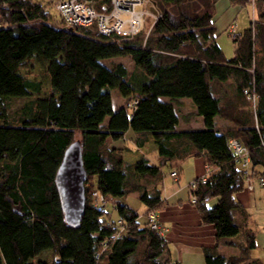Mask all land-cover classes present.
Here are the masks:
<instances>
[{"label": "trees", "instance_id": "obj_1", "mask_svg": "<svg viewBox=\"0 0 264 264\" xmlns=\"http://www.w3.org/2000/svg\"><path fill=\"white\" fill-rule=\"evenodd\" d=\"M232 1L251 3L256 19L233 34L235 56L228 60L216 41V0H152L159 17L137 40L103 35L95 27H57L41 2L0 0V264H168L162 258L168 243L146 219L141 225L135 209L110 197L118 217L109 221L108 197L105 207H96L87 184L96 182L103 192V181L112 192L137 193L148 209H159L162 166L175 157L173 137L188 140L212 168L193 191L201 223L215 228L216 244L204 248L205 263L264 264L252 259L257 237L237 199L246 176L229 146L233 138L242 141L250 150V176L264 178V0ZM33 57L48 62L46 95L41 81L22 74ZM118 57H130L134 71L122 62L105 63ZM228 80L234 91L218 93L213 82ZM114 89L125 99L120 107ZM245 90L256 94L255 103ZM161 97L192 99L204 128L178 131L174 104ZM17 98L21 103L13 108ZM217 116L231 125L221 130ZM129 129L140 146L154 137L160 165L145 157L127 163L110 148L111 135ZM78 139L87 199L74 227L65 220L55 178L66 149ZM145 179L147 184L139 182ZM119 220L125 230L116 237ZM220 243L238 247L239 254H220ZM46 251L53 253L50 261H34Z\"/></svg>", "mask_w": 264, "mask_h": 264}, {"label": "crops", "instance_id": "obj_2", "mask_svg": "<svg viewBox=\"0 0 264 264\" xmlns=\"http://www.w3.org/2000/svg\"><path fill=\"white\" fill-rule=\"evenodd\" d=\"M225 12L226 11H222L221 8H218V4L215 5L214 24L216 32L228 31L232 27V31L234 29V24L231 22L232 15ZM253 12L254 19H256L254 6ZM214 83L217 92L222 95L234 91L232 90L234 86L232 80L225 82L214 81L213 84ZM112 96L113 101H116L115 99L117 98L118 105H115L114 102L115 107H120L124 104L125 99L121 95H114L112 93ZM161 99L174 104L176 113L179 116L178 131L204 128V118L198 114L197 107L192 99L180 98L179 100L173 101L168 97H161ZM215 122L216 126L221 130L231 125L229 120L219 116L215 118ZM170 144L175 149V157L171 160H167L162 166L164 178L158 185V188L161 189L163 202L157 211L160 216L161 224L166 228L164 238L168 243V249L164 252L162 258L169 259V262L179 260L181 264H206L204 259V248L215 246V228L212 225L201 223L200 213L197 206L191 202V193L188 188V183L190 181L205 174L207 167L206 160L203 153L202 155L193 153L195 152L194 146L188 140L173 137L170 140ZM110 148L119 151L124 160L130 164L145 157L150 160L153 165L157 166L160 165L162 159L158 153L155 139L151 134L149 135L148 142L144 146H140L138 134L131 129L124 134H112L110 137ZM173 171H176L178 174L177 180L172 176ZM98 176L101 178L100 175ZM256 181L258 186L264 188L260 185L259 180L255 178V182ZM255 182L254 190H250L247 187L248 184H246L244 190L237 194V199L249 213L251 209L256 207L257 202L255 196L257 185ZM107 188L111 191L113 196L118 199L122 198L130 207L139 213V211L128 202V196L114 193L109 187ZM132 194L139 199L137 193ZM211 200H213V198ZM143 206L145 209L143 212L144 216L149 209L146 205L143 204ZM251 218L252 216L250 214V220ZM221 244H225L231 247V249L228 250V252H221L219 247ZM217 250L220 254L225 256L237 255L240 252L238 247L226 243H220ZM252 259L263 260L264 263V256H257L252 253Z\"/></svg>", "mask_w": 264, "mask_h": 264}, {"label": "built area", "instance_id": "obj_3", "mask_svg": "<svg viewBox=\"0 0 264 264\" xmlns=\"http://www.w3.org/2000/svg\"><path fill=\"white\" fill-rule=\"evenodd\" d=\"M254 3V0H252ZM152 0H56L55 7L61 18V24L65 28L79 29L82 27H95L103 35H117L119 39L132 38L144 29L147 17L154 15L155 20L159 17L151 11ZM245 93L256 102V94L245 90ZM229 146L234 154L235 160L244 171L246 182L250 190H254L253 178L250 176V150L239 139L233 138L229 141ZM211 167L207 165L205 174L190 181L188 188L191 193V202L196 203L197 197L193 191L199 183L205 184L211 172ZM172 176L177 180L178 174L172 172ZM259 183L264 187V178H258ZM90 182H88L89 184ZM87 184V185H88ZM91 185V184H90ZM89 186V185H88ZM90 190V198L98 208L105 207L107 203L106 195L94 184ZM150 229L158 235L164 237L166 228L161 224L157 209H149L145 216ZM119 231L116 237L125 230L122 221L119 220ZM168 264H181L179 260L171 261Z\"/></svg>", "mask_w": 264, "mask_h": 264}, {"label": "rangeland", "instance_id": "obj_4", "mask_svg": "<svg viewBox=\"0 0 264 264\" xmlns=\"http://www.w3.org/2000/svg\"><path fill=\"white\" fill-rule=\"evenodd\" d=\"M35 2H41L47 9V12L50 15V22L52 25L61 27V18L58 10L55 7V0H33ZM218 4V8H221L222 11H226L225 13H228L232 15L231 22L234 24V29L232 31V28L230 30H224L221 32H216V41L221 47L226 59H232L235 56V45L233 42V34H241L244 32V30L250 26V23L252 21H255L254 15H253V5L251 3H247L245 5H242L238 2H233L232 0H216V5ZM153 6L156 8V5L153 4ZM157 9V8H156ZM155 21L154 15H149L147 17L145 26L143 31L134 37V40L142 39L144 37H147V35L150 33L153 23ZM136 38V39H135ZM112 61L114 62H122L128 69L129 73H132L135 69V64L133 63L132 59L130 57H118L114 58L113 60H106L105 63L110 64ZM22 74L32 80L41 81L43 85V91L41 95H46L50 91V78L48 74V62L40 57H33L31 59H28L25 62V67L22 70ZM114 95H120L119 90L114 89L113 90ZM34 96H37L34 94ZM14 99L12 101V107L15 108L21 103V100ZM115 105L117 104V98L115 99ZM189 106V105H186ZM79 138V135H76ZM97 178V177H96ZM95 178V179H96ZM98 179V178H97ZM257 179V178H256ZM94 180V178H93ZM96 181V180H94ZM142 184H147L148 179L145 180H139ZM184 182V181H183ZM255 182V179H254ZM96 182H94L95 184ZM257 181L255 182V184ZM94 184L90 183L88 184L91 186L90 190L93 188ZM102 187L103 192L105 193L106 197H108L109 202L107 203L105 207V211L107 214H109V221H114L117 219L118 214L115 210V200H110L112 197L115 199L116 197L113 196L111 191L105 186L103 181H99V183ZM257 185V184H256ZM151 187V185H150ZM92 192V190H91ZM186 193V192H184ZM255 196H256V207L250 210V214L252 216L249 227L255 232L256 234V241H257V248L253 250V255L257 256H264V188H261L260 186H256L255 190ZM212 201V202H211ZM209 201L210 206L213 207L217 204V198H214L213 200ZM128 202L132 204L140 213V223L141 225H144L145 218L143 217L144 212V206L143 203L135 196L130 195L128 196ZM147 213V212H146ZM146 213L144 216H146ZM221 252H228V250L231 249V247L226 246L225 244H221L220 246ZM144 247L140 248V253L143 250ZM259 254V255H258ZM53 258L52 252H46L42 253L38 257L34 259V261L38 260H44V261H50ZM263 262V260H260Z\"/></svg>", "mask_w": 264, "mask_h": 264}, {"label": "water", "instance_id": "obj_5", "mask_svg": "<svg viewBox=\"0 0 264 264\" xmlns=\"http://www.w3.org/2000/svg\"><path fill=\"white\" fill-rule=\"evenodd\" d=\"M151 11L155 15L159 14L154 6L151 7ZM86 181L83 145L78 139L66 149L55 178L65 220L74 227L80 225L85 212Z\"/></svg>", "mask_w": 264, "mask_h": 264}]
</instances>
